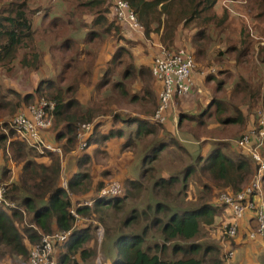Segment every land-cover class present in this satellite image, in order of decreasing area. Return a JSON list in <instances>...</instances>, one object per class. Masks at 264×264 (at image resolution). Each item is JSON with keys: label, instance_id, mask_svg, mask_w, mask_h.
Returning a JSON list of instances; mask_svg holds the SVG:
<instances>
[{"label": "trees", "instance_id": "16d2710c", "mask_svg": "<svg viewBox=\"0 0 264 264\" xmlns=\"http://www.w3.org/2000/svg\"><path fill=\"white\" fill-rule=\"evenodd\" d=\"M126 1L144 26L146 37L158 36L163 29L164 46L181 42L180 29L191 23L205 24L191 42V52L198 62L208 53L213 32L220 33L225 24L214 12L220 0ZM35 14L40 16L36 21ZM122 26L105 0H64L59 8L55 5L42 9H31L28 0H0V70L12 72L17 63L22 70L39 72L47 57L55 68L60 67L54 78L40 80L34 92L23 96L11 87L2 88L0 81V186L11 179L10 163L18 169L17 179L8 184L6 194V200L15 207L0 205V251L19 256L26 264L42 235L72 230L65 242L54 245L57 264H79L72 260L73 255H78L82 262L94 260V227L89 221L96 219L106 226V238L116 251L112 264H228L231 258L227 259L223 246L227 242L233 246L235 238L221 234L225 240L221 245L212 242L210 236L220 230L221 218L229 208L212 195L209 182L220 192L237 194L259 168L237 143L225 140L237 138L245 129V107L251 114L259 109L264 112V69L259 70V66L264 68V46L258 53V71L262 74L257 87L239 76L223 97L226 77L215 83V77L207 74L200 84L207 95V88L211 87L212 96L205 104L197 102L196 110L201 112L187 114L182 104L196 91V85L192 94L177 99V127L181 134L178 136L169 129L168 122L153 123L122 112L128 109L153 117L158 108L152 66H136L132 48L137 43L122 35ZM108 40L115 43L114 52L108 62L98 64ZM39 44H48L47 52ZM235 46L216 54L230 62L228 55L235 53V65H241L248 56V47ZM219 74L224 76L221 71ZM40 98L57 104L49 130L50 143L75 159L74 163L70 159L67 188L62 186L58 155L51 151L39 153L15 136L13 130L4 128L20 110ZM88 123L93 127L86 137L87 147L71 155L77 150L81 125ZM250 124L260 128L258 117H251ZM183 140L198 145L201 154L191 155ZM208 140L212 141L207 149ZM170 149L182 166L166 174L156 167ZM132 151L143 156L139 177L116 176L109 181L117 169L111 168L109 159L114 154L122 156ZM97 158L104 162L99 181L93 173ZM198 176L208 180L201 183L205 191L195 204L186 202L183 196L189 181ZM116 180L122 186V194L98 198L106 183ZM86 201L93 203L84 206ZM139 201L143 202L140 207L135 205ZM72 207L81 217L76 226Z\"/></svg>", "mask_w": 264, "mask_h": 264}, {"label": "rangeland", "instance_id": "374dc122", "mask_svg": "<svg viewBox=\"0 0 264 264\" xmlns=\"http://www.w3.org/2000/svg\"><path fill=\"white\" fill-rule=\"evenodd\" d=\"M3 1V0H1ZM30 4L31 9H42L45 7H50V6H57L58 8L63 4L64 0H28ZM117 0H105V2L109 3V6L113 7L114 3ZM214 12L217 14L219 18L222 20H225V24L222 27L220 33L218 31L213 32L212 34V41L208 44L207 48L208 53L200 59V62L196 59V78L198 75H202V77L206 76L207 74L215 77V83L219 81L220 79H227V83L224 86L225 91L221 93L223 97L227 96V91L231 89V87L235 84L237 81V78L239 76L244 77L251 85L254 87H257L260 83V78H261V71H258V53L260 51V48L264 46V0H220L218 4L216 5V8ZM37 14V13H36ZM35 14V21L37 18H40V16H36ZM202 26H205V24H200L198 22L191 23L186 29H180L178 33V37L181 38V42L177 43L176 45L172 46H165L169 48V50L176 49L178 47L186 48L190 51H193L192 47V39L194 35L198 32V29ZM198 27V28H197ZM80 32L83 30H79ZM163 29L159 32V34H162ZM71 33H74V30H72ZM177 37V38H178ZM115 43L113 40H108L107 45L105 46L106 48H111L112 45ZM231 45H237L235 47H238V49L245 47H248V56L245 60H243V63L241 65L236 66L235 65V53H230L228 57H230V62H225L222 60V55H218L216 53L218 52H224L226 49H228ZM40 49L43 51H46L48 49V44H39ZM47 52V51H46ZM235 52V51H233ZM21 53L18 54V57L21 58ZM49 58L47 57L46 61L47 62L43 68H41L40 72H36L33 69L31 70H22L18 67V64L15 63V70L14 71H2L0 70V81L2 84V88H12L16 91V93H20L21 96L25 95L26 93L29 92H34L39 81L43 79H51L54 78L55 76V70L60 68L57 66L56 68L54 67V63L51 60H48ZM221 64V65H220ZM227 65V66H226ZM264 68H260L259 70H263ZM220 71L221 74L224 76H220ZM258 71V75L255 73ZM263 72V71H262ZM214 83V85H216ZM196 87V86H195ZM203 86L200 84L197 86L196 91L192 92L191 97L188 100V104H190L192 107L188 109V113L194 112L196 114L197 112H201L202 110H196V105L197 102L200 101L202 104H205L206 101L209 102L211 96H212V89L211 87H208L207 89L209 90V94L207 95L206 92L202 89ZM9 95V94H8ZM15 97V96H12ZM13 101H15V98ZM178 101L176 104H174L173 108L171 111H178L179 107ZM128 110V109H127ZM246 112L247 115V123L246 126L244 127L245 129L241 131L239 136L234 139H228L225 140L229 143H236L237 139L242 135L244 136L250 128H252V125L250 124V118L252 119H257L258 115L260 112H263V110H258L254 111V114H251L250 112H247V108L245 107L243 109ZM128 113V112H126ZM171 113V112H170ZM170 116V114H169ZM174 120V128L171 130H175L176 135L180 136V131L178 129L177 121L178 117L173 115L169 120ZM168 120V119H167ZM215 119H212V124ZM216 121V120H215ZM249 122V123H248ZM253 122V120H251ZM167 123V121H166ZM165 123V124H166ZM7 127L5 126L9 132L10 130H13L9 123H6ZM135 127H132L134 129ZM6 130V131H7ZM14 131V130H13ZM174 132V133H175ZM15 136L18 137L17 133L14 131ZM51 133V131H50ZM202 139V141H204ZM212 141V140H210ZM210 141L208 140L209 144L207 146V149L210 147ZM183 145L190 151L191 155L194 157H197L200 155V150L198 145H196L194 142H189L188 140H183ZM78 147V145H77ZM236 148V146H234ZM38 151V150H37ZM39 152V151H38ZM77 152V151H76ZM40 153V152H39ZM56 154V153H54ZM75 154V153H73ZM71 154V155H73ZM59 156V154H56ZM0 156H1V151H0ZM60 157V156H59ZM69 155L64 154L63 159L61 162L62 164V181L63 179L68 181L69 178V164H70V159L71 163H74L75 159L72 158V156L69 158ZM116 158V159H115ZM1 159V157H0ZM114 159V160H113ZM143 159L142 155H137L136 152H124L121 156L114 154L112 159H109L108 162H111V168L115 167L117 168L115 173L113 171L112 176L109 179V181L114 178V177H119L123 179L124 176L131 175L134 177H139V170L141 168V161ZM61 160V158H60ZM103 159L97 158L95 160L96 163V170L94 173V178L96 181L101 180L102 178L100 177L101 169L103 168ZM107 162V163H108ZM184 164H185V158H184ZM174 166V167H172ZM181 164L176 157H174V150L170 149L167 150L163 155L160 160V163L158 165V168L156 169L158 171H164L166 174L167 172H172L173 170L176 172L177 170L181 169ZM10 167L12 169V173L10 175L11 179H17V174H18V169L16 168L15 163H10ZM127 170V172H126ZM157 171V172H158ZM106 179V181L108 180ZM203 180H207V178L203 176H198L196 178H192L191 181H189V186L186 194L184 195L183 193V198L186 196V202H192L195 204L194 201L198 200L201 195L202 191L204 190V187L201 185ZM14 181V180H13ZM117 181V180H116ZM10 182L8 181L7 184ZM109 182L106 183V185ZM209 184L213 187H211V192L212 195L217 196L218 198L220 197L219 195L226 192L222 190L221 192L219 191L218 188L215 187V184L212 182H209ZM11 185V184H10ZM178 191V190H177ZM215 192V193H214ZM218 192L219 195L217 194ZM142 197V196H141ZM141 199V198H140ZM140 202V201H139ZM143 203L142 201L140 203H136V206H141L140 204ZM227 212V213H226ZM224 212L223 217V222H225V219H231L234 220V217L231 218V215L228 213L232 212L229 210H226ZM233 216V214H232ZM85 219V218H84ZM85 221H89V219H85ZM231 222V221H230ZM90 224H92L93 232H92V244L95 249V261L93 259L82 262L80 260V257L78 255H73V261H77L79 264H112L111 261H113L116 257V251L113 249L112 244L110 239L106 238V226L98 222L96 219L95 221H89ZM229 223V222H228ZM226 224L223 223L222 225ZM20 229H22V226H19ZM96 227V228H95ZM218 227V226H217ZM223 226L220 225V230L213 231L210 236V240L212 242H222L225 241L221 237V228ZM90 243L87 244L89 246ZM86 247V246H85ZM60 252H63L62 247L59 249ZM4 251H0V264H24L22 258L19 256H13L6 254ZM26 264H29L28 262ZM74 264V263H71Z\"/></svg>", "mask_w": 264, "mask_h": 264}, {"label": "built area", "instance_id": "2783aa9c", "mask_svg": "<svg viewBox=\"0 0 264 264\" xmlns=\"http://www.w3.org/2000/svg\"><path fill=\"white\" fill-rule=\"evenodd\" d=\"M113 11L118 21L130 31H145L138 16L126 0H117L114 3ZM197 64L192 52L186 48L178 47L169 50L163 47L160 55L153 59L152 74L155 80L160 83L158 91V108L151 122L165 124L169 114L176 104L178 98L191 93L195 87V74ZM57 104L55 101L40 98L36 103L20 110L9 121L10 127L17 133L20 140L34 147L40 153L46 151L59 154L62 158L63 151L60 147L53 146L48 140L47 134L52 128ZM259 129L252 127L248 132L237 140L239 148L243 149L258 164L259 168L245 189L237 194L224 192L220 194L219 201L226 204L232 212L234 220L222 225L221 234L230 238L238 236V222L243 220L247 214H253L256 228L249 237L260 239L264 243V195L262 181L264 177V112L258 115ZM92 124H82L77 136L78 149L84 150L87 147L86 137L92 129ZM63 186L67 188V181L63 179ZM8 184L0 186V205L7 208H14L15 205L6 200ZM120 182L114 181L103 187L98 198L117 197L122 194ZM93 201H86L83 205L90 206ZM71 215L75 219V226L80 222L81 217L75 207H72ZM72 230L67 232H56L51 235H42L41 243L32 247L29 264H57L55 256V244L65 242L71 235ZM227 259L232 258L233 252H226Z\"/></svg>", "mask_w": 264, "mask_h": 264}, {"label": "crops", "instance_id": "0c3cea01", "mask_svg": "<svg viewBox=\"0 0 264 264\" xmlns=\"http://www.w3.org/2000/svg\"><path fill=\"white\" fill-rule=\"evenodd\" d=\"M122 35L128 39L133 40V42H136V46L134 45L132 48V52H134L135 62L136 66L141 65H149L152 66L153 59L160 55L164 44L161 41V34L158 36H153L152 38H148L145 35V31L143 33L141 32H134L130 31L127 27L124 25L122 26ZM107 43L105 44V46ZM115 45V44H114ZM114 45H112L111 48H106L105 46L102 49L100 59L98 61V64L104 65L106 62L109 61L111 58V54L114 52ZM40 72V71H39ZM196 78V75H195ZM202 78V75H198L196 78V86L200 84V80ZM154 89L157 94V101H158V91L160 89V83L154 80ZM184 98V97H183ZM188 98L183 100V107H185L186 111H189L188 109L193 106L188 104ZM123 113H126L128 117H136L142 120L151 121V116H145L143 114L137 113L135 111L131 110H122ZM190 112V111H189ZM173 115L177 116L176 111H171L170 116L167 120V124L169 129L174 128V120H169ZM3 123V119H0V124ZM177 126V125H176ZM175 131V130H174ZM48 140H52L51 133L47 134ZM111 147V144H110ZM77 151V152H76ZM81 150L78 149L73 151V153L77 154ZM73 154V155H75ZM60 156V155H59ZM64 153L61 158V162L63 159ZM15 179H10L9 182H13ZM61 181H62V174H61ZM63 186V181H62ZM263 195H264V185H262ZM227 213V212H226ZM231 215V218H233L231 213H228ZM223 221V219H221ZM230 221H233L231 219L226 220L225 222L228 223ZM223 222V223H225ZM255 221H252V215H247L243 220L238 222V236L235 238V243L232 246L230 242H227L224 244L223 248L224 251L227 252L228 250H231L233 252V256L228 264H264V243L260 239H251L249 237V234L255 230ZM254 228V229H253ZM221 245L222 242H221Z\"/></svg>", "mask_w": 264, "mask_h": 264}]
</instances>
